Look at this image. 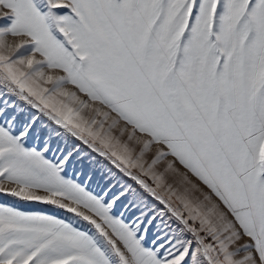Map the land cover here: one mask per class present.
Listing matches in <instances>:
<instances>
[{
	"label": "snow or ice",
	"instance_id": "6c2138e0",
	"mask_svg": "<svg viewBox=\"0 0 264 264\" xmlns=\"http://www.w3.org/2000/svg\"><path fill=\"white\" fill-rule=\"evenodd\" d=\"M0 264H264V0H0Z\"/></svg>",
	"mask_w": 264,
	"mask_h": 264
}]
</instances>
